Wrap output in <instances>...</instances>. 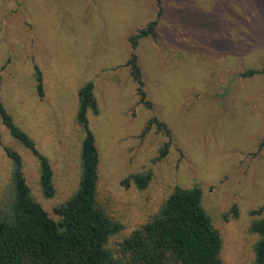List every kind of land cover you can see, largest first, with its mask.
I'll use <instances>...</instances> for the list:
<instances>
[{"label": "rangeland", "instance_id": "rangeland-1", "mask_svg": "<svg viewBox=\"0 0 264 264\" xmlns=\"http://www.w3.org/2000/svg\"><path fill=\"white\" fill-rule=\"evenodd\" d=\"M160 7L158 16L157 0H0V101L50 160L57 190L44 198L37 158L1 123L0 207L12 193L7 147L22 156L34 199L58 220L55 207L79 188V90L93 83L98 199L122 225L107 247L115 252L177 187L197 186L223 239L224 264H254L251 211L264 207V75H239L264 67V0H161ZM155 20L157 39L133 50L130 37ZM133 52L151 108L127 66ZM152 119L171 138L156 124L144 134ZM145 172L152 173L145 190L123 185Z\"/></svg>", "mask_w": 264, "mask_h": 264}, {"label": "trees", "instance_id": "trees-1", "mask_svg": "<svg viewBox=\"0 0 264 264\" xmlns=\"http://www.w3.org/2000/svg\"><path fill=\"white\" fill-rule=\"evenodd\" d=\"M157 3L158 16H161V0ZM157 24L155 20L130 37L133 50L143 38L157 39ZM127 66L137 84L140 102L151 108L135 52ZM35 73L37 92L43 98V74L39 67H35ZM259 74L264 75V67L240 73L239 76L252 78ZM94 89L93 83H87L79 90L76 120L84 134L80 182L77 191L55 207L58 220L34 199L25 176L22 156L12 148H5L12 160L13 178L11 197L0 207V264H224L221 258L223 239L203 206V192L197 186L177 187L153 218L124 239L115 252L107 247L110 238L121 231L122 225L113 221L98 199L100 153L88 118L90 112L99 113ZM1 123L18 143L37 158L39 184L44 198H55L57 190L50 160L40 152L35 140L16 123L14 116L0 101ZM153 124L171 138V130L157 119L149 121L144 134ZM169 147L170 142H167L157 160L166 156ZM262 150L264 138L258 148V151ZM151 180L152 173L145 172L132 175L122 183L126 187L134 184L138 189L145 190ZM251 215L250 232L258 236L254 264H264V207L251 211Z\"/></svg>", "mask_w": 264, "mask_h": 264}]
</instances>
